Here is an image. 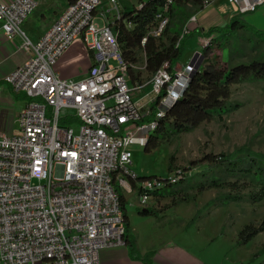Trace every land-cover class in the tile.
I'll return each instance as SVG.
<instances>
[{
  "label": "built area",
  "instance_id": "obj_1",
  "mask_svg": "<svg viewBox=\"0 0 264 264\" xmlns=\"http://www.w3.org/2000/svg\"><path fill=\"white\" fill-rule=\"evenodd\" d=\"M227 1L238 13L264 5V0ZM174 2L165 0L156 12L150 35L164 32ZM37 5L36 0L0 1L2 31L10 39L20 37L21 48L30 54L5 77L27 102L18 115V132H0V263L100 264L102 250L125 242L114 176L131 174V147H145L158 119L182 96L196 62L173 75L165 63L149 81L133 85L111 26L122 13L118 0H72L34 41L23 24ZM196 20L193 15L189 22ZM76 41L85 44L93 62L85 77L65 79L55 66ZM165 86L155 118L143 121L139 102L151 105ZM146 88L143 96H134ZM64 109L75 113L63 117ZM62 119L77 121V131ZM184 177L187 172L178 169L143 181L140 206L146 207L151 192Z\"/></svg>",
  "mask_w": 264,
  "mask_h": 264
},
{
  "label": "rangeland",
  "instance_id": "obj_2",
  "mask_svg": "<svg viewBox=\"0 0 264 264\" xmlns=\"http://www.w3.org/2000/svg\"><path fill=\"white\" fill-rule=\"evenodd\" d=\"M118 1L119 5L127 10L138 5V0ZM230 7L233 5L225 3L222 9ZM199 12L186 17L187 32L193 29L191 27L194 22H189L190 18ZM247 14L252 16L253 13ZM226 24L221 23L220 27ZM207 26L206 24L205 27ZM186 31L183 29V34L187 33ZM246 32L252 40L261 34L255 27L249 28ZM241 35L246 33L240 32L239 36ZM221 37L222 35L218 33L200 38L194 34L189 35L185 41L184 52L174 70L176 72L182 70L190 61L196 62V69L204 59L197 57L198 54H202L204 46L210 39ZM229 38L232 44L226 48L224 58L231 64L247 61L254 55L247 49L245 56H242L239 50L242 49L243 42L240 39L234 40L233 36ZM144 67L145 56L140 54V60L134 68L141 72L142 78L147 82L149 75ZM147 91L149 88L136 90L134 96L138 99ZM230 100L233 104H238L237 109L224 114L221 118L216 117L203 122L188 132L175 134L152 151H146L145 147L140 145L131 147L133 150L131 174H138L136 170L138 167L140 171L148 172V175L161 178L182 169L187 172L188 178L184 183L168 188L179 193L175 198L176 205L171 204L169 197L162 198L159 207L155 197L148 200L146 207L157 206L163 209H160L163 212L156 217L141 215L135 209L141 207L140 196L131 189L124 176L121 174L117 176V185L131 203L128 206L130 224L138 229L142 235V242L146 245L159 247L167 240H171L197 254L207 264L263 262L264 254H260V251L264 246V230L247 244L239 245L237 240L238 233L244 225L264 224V197L252 201L250 199L252 192L258 189L252 181L228 174L220 163H208L203 161V157L207 154L234 155L232 161H235L240 158V150L243 148L264 159V80L254 79L233 85ZM139 105L143 106L141 110L147 115L150 103L142 100ZM74 113V110L64 109L61 115L64 117L66 114ZM61 124L72 126L76 131L78 129L77 121L62 119ZM212 180H217V187L208 185ZM235 195H239L241 200L229 199V196Z\"/></svg>",
  "mask_w": 264,
  "mask_h": 264
},
{
  "label": "trees",
  "instance_id": "obj_3",
  "mask_svg": "<svg viewBox=\"0 0 264 264\" xmlns=\"http://www.w3.org/2000/svg\"><path fill=\"white\" fill-rule=\"evenodd\" d=\"M211 1L175 0L170 8L169 24L158 37L150 35L149 30L154 23L156 12L161 9L165 0H138L136 7L131 10H123L120 17L111 24L121 45L123 55L128 62V74L133 85H140L146 82L142 78L141 72L134 68L140 60V54L145 56V70L149 75L147 80H150L165 63L169 64L168 70L173 75L174 67L180 61L184 52L185 41L189 35L194 34L199 38L210 37L214 33L222 35L221 38L210 39L204 46L202 63L191 73L188 85L182 96L174 103L173 107L168 109L163 117L158 119L156 129L149 134L145 145L146 151H152V149L159 147L175 134L188 132L203 122L210 121L216 117L221 118L224 114L237 109L238 104H233L230 100L233 85L254 79L264 80V31L258 30L261 34L255 40H252L246 31L249 28L254 29V27L245 21L246 13L234 14L229 23L223 27L212 26L204 32L199 28H194L183 34V29L185 31L187 22L186 17L189 14L199 12ZM128 24H132V27H128ZM240 32H245L246 35H241L240 37ZM229 36H233L236 41L240 39L243 42L242 49L239 50L242 56H245L247 49L254 55L247 61L231 64L224 58L226 48H229L232 44ZM144 37L147 40L142 44ZM165 93L166 86L162 89L157 99L151 103L150 113L144 116L143 121H151L155 118L156 107ZM240 151L241 156L235 161H232V156L234 155L225 154H220L219 156L207 154L203 157V161L220 163L228 174L237 175L239 178H248L258 187L255 192H252L250 199L258 201L264 197V159L243 148ZM123 176L127 179L131 189L136 191L139 196L144 193V189L140 185L143 181L158 178L156 175L129 173H124ZM187 179V177H184L178 183H184ZM113 181L124 212L126 224L124 245L128 247L129 253L133 258L142 259L145 264H152V253L142 257L137 249L135 236L131 231L128 217L129 202L117 185L115 176ZM175 185H167L151 193L158 196L157 201L164 197H169L171 204L176 205L177 200L175 198L179 196V193L174 189L168 190V188L170 189ZM208 185L217 187L218 182L217 180H212ZM229 199L232 201L241 200L239 195L229 196ZM160 209L139 207L137 211L141 215L159 217V213L163 212ZM263 230L264 224L256 226L248 223L240 229L237 243L239 245L247 244ZM260 254H264V246ZM260 264H264V260Z\"/></svg>",
  "mask_w": 264,
  "mask_h": 264
},
{
  "label": "crops",
  "instance_id": "obj_4",
  "mask_svg": "<svg viewBox=\"0 0 264 264\" xmlns=\"http://www.w3.org/2000/svg\"><path fill=\"white\" fill-rule=\"evenodd\" d=\"M0 1L10 3L14 0ZM36 1L38 3L36 10L23 24V29L34 41L38 40L47 31L72 0ZM225 3L229 6L231 5L227 0H212L206 8H203L197 14V20L193 24L190 23L189 26L191 27L192 24L191 28H199L204 32L212 26L228 23L231 17L238 12L234 6L223 10L222 6ZM119 8L121 11L127 10L121 6ZM250 13H253L252 16L246 13L245 21L258 30L264 31V5L255 12ZM206 24L208 25L207 27H205ZM21 44L22 40L20 37L8 38L2 31L0 24V132L6 135H13L18 132V115L27 102V97L24 93L15 92L11 85L5 82V77L23 65L30 56L27 51L21 48ZM92 62V53L84 43L76 41L59 58L55 70L62 78L77 80L86 76ZM136 170L139 175H148V172L140 171L138 167H136ZM135 193L137 194L136 191ZM153 197L157 199L158 196L152 195ZM126 199L128 200V198ZM159 202L157 201V206ZM138 208L135 209L137 210ZM131 231L135 236L136 246L140 255L143 257L148 253H152V264H207L197 254L182 245L171 242V240H167L159 247L146 245V243L142 242V235L134 225L131 226ZM100 264L145 263L142 259L133 258L129 253L128 247L121 245L104 249L100 254Z\"/></svg>",
  "mask_w": 264,
  "mask_h": 264
},
{
  "label": "water",
  "instance_id": "obj_5",
  "mask_svg": "<svg viewBox=\"0 0 264 264\" xmlns=\"http://www.w3.org/2000/svg\"><path fill=\"white\" fill-rule=\"evenodd\" d=\"M197 57H198L199 59H203V55H202V54H198Z\"/></svg>",
  "mask_w": 264,
  "mask_h": 264
}]
</instances>
